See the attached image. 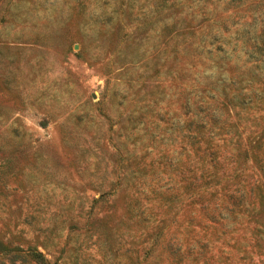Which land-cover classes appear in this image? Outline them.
<instances>
[{
  "label": "rangeland",
  "instance_id": "rangeland-1",
  "mask_svg": "<svg viewBox=\"0 0 264 264\" xmlns=\"http://www.w3.org/2000/svg\"><path fill=\"white\" fill-rule=\"evenodd\" d=\"M257 1L0 0L2 244L264 264Z\"/></svg>",
  "mask_w": 264,
  "mask_h": 264
},
{
  "label": "trees",
  "instance_id": "trees-1",
  "mask_svg": "<svg viewBox=\"0 0 264 264\" xmlns=\"http://www.w3.org/2000/svg\"><path fill=\"white\" fill-rule=\"evenodd\" d=\"M263 2L264 5V0H258L257 2ZM256 2V3H257ZM264 16V11L263 13H258L257 16ZM263 21L262 23L264 24V17L261 20ZM263 33V35H262ZM259 38L261 39V41H263V37H264V27L262 26V28L260 29V33H259ZM256 44V41H254L253 46H256L257 49H261L260 46ZM128 204H130L128 202ZM17 248L12 250L10 247H6L5 245L2 244V242L0 241V255H8V257H10L11 260L16 259V258H20L21 260H26V258L32 259L33 261H35L36 264H51L48 259L46 258V256L44 255V253L42 251H40L39 249H37L36 247H31L30 245H27L25 248H20L18 246H16Z\"/></svg>",
  "mask_w": 264,
  "mask_h": 264
}]
</instances>
